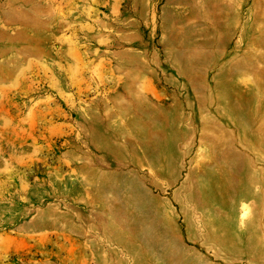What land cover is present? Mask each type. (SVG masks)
Listing matches in <instances>:
<instances>
[{
  "label": "rangeland",
  "instance_id": "obj_1",
  "mask_svg": "<svg viewBox=\"0 0 264 264\" xmlns=\"http://www.w3.org/2000/svg\"><path fill=\"white\" fill-rule=\"evenodd\" d=\"M0 264H264V0H0Z\"/></svg>",
  "mask_w": 264,
  "mask_h": 264
}]
</instances>
